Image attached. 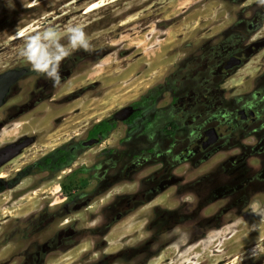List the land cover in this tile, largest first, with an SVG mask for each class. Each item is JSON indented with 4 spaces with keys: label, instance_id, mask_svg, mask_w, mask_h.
Listing matches in <instances>:
<instances>
[{
    "label": "rangeland",
    "instance_id": "374dc122",
    "mask_svg": "<svg viewBox=\"0 0 264 264\" xmlns=\"http://www.w3.org/2000/svg\"><path fill=\"white\" fill-rule=\"evenodd\" d=\"M219 35L244 57L229 77ZM13 68L0 147L34 141L0 169V264H264L263 120L237 115L264 111V0H0V73ZM134 104L133 122L115 117ZM106 118L102 143L32 166ZM211 125L220 146L192 145Z\"/></svg>",
    "mask_w": 264,
    "mask_h": 264
},
{
    "label": "flooded vegetation",
    "instance_id": "af4514ba",
    "mask_svg": "<svg viewBox=\"0 0 264 264\" xmlns=\"http://www.w3.org/2000/svg\"><path fill=\"white\" fill-rule=\"evenodd\" d=\"M257 18V16H253L252 19L246 21L247 22V27L249 25V28H250V25H252L253 23L255 25H257L255 28L253 29H247L246 27L244 28L245 29V32L243 31V29H233L231 28V33L233 35H238L237 32H242L244 33V38L241 39V43L242 41H244V46L247 45V44H250V38L253 37L254 33H256L258 31L259 28H262L263 26V19L261 20L260 23H256V21H254V19ZM235 35V36H236ZM222 36H218L217 38H215L216 40L214 41L215 42V45H216V48L220 49V47H227L228 49L226 50V53L224 55V57L220 58V60H218L220 64H224V69H223V73H224V77H229L231 74V72L237 67V66H240L244 63V57L239 55L237 56L236 53H235V50H236V42H232L230 44H226L225 42V39H222L221 38ZM242 49V48H241ZM232 63H235V64H232ZM16 71H22V73H20L18 75V77L16 78V80L10 85L7 93H6V96L4 98V103L3 105L7 102V100L12 97L15 93H16V90H17V84L18 82L20 81V79L25 75V70H21V69H8V70H5L3 72L0 73V78L5 74V73H9V77L12 78L15 74ZM258 80V81H257ZM50 83H53L54 80H50L49 81ZM173 83V82H171ZM255 83V82H254ZM256 84L258 85H261V86H264V68H263V71H262V75L260 76L259 79H256ZM32 89V88H31ZM30 88L28 89V93L30 92V96L33 97V96H37L38 94H40V92L42 93V89H40L39 87L35 86V89H32L31 90ZM27 93V94H28ZM34 98V97H33ZM1 105L0 108L3 106ZM130 106V105H129ZM134 107V112L125 120H121L123 122H133L139 115H141V110H140V107L139 105H131ZM20 106H16L14 107V109H17L19 108ZM18 110H16L17 112ZM237 115L239 117V122L241 123H247L249 125H254L256 124L260 119L263 120L262 121V126L264 127V111H259L257 108L255 107H249V110L247 111V108L244 106V107H241L237 110ZM9 118L12 117V114L10 116H8ZM116 117V116H115ZM170 118V117H169ZM107 119V118H106ZM104 119H101L99 121H97L96 123L102 121ZM109 121V123L111 125L114 126L115 122H114V118L112 119H107ZM119 120V119H118ZM153 122V121H152ZM151 122V124H152ZM92 124V126L87 130L86 134H85V137L83 139H81L79 141L78 144L76 145H73V146H70L68 151H69V155H67L65 153V156L66 158L64 159V162H68L69 159L73 158L76 156V151L78 148L80 147H84V146H88V147H92V145L94 144H100L102 143V141H104L105 138L101 139L100 137L102 136L101 134H103L102 132H99L96 136L95 135H92L91 134V130L92 128L94 127V125L96 124ZM169 130L167 131L169 134V136L173 135V133L176 131L175 130V127L173 126V121L170 120L169 122ZM235 127V123H232L231 124V128ZM230 128V129H231ZM174 131V132H173ZM232 131L230 130V132L228 133L229 136H231L232 134ZM224 136H222V133L220 132V130L215 126V125H211L205 129H203L199 135V141H196L195 143H192V145H195L197 146L198 148H200L201 150H206V149H209L213 146H220V142L222 141V139ZM28 139V137H21L19 138L18 140H15V141H12L10 143H7L5 145H3L2 147H0V150H2L3 148H5L6 146H8L9 144H18V143H22L23 141H26ZM91 145V146H90ZM23 151V150H22ZM7 151H4V152H0V160L6 156V153ZM66 152V151H65ZM102 152H108V150L106 149H102L100 151V153ZM68 156V157H67ZM70 157V158H69ZM13 159V158H12ZM11 160V159H10ZM10 160L2 163L0 165V169L6 165L7 163L10 162ZM39 161L35 162L32 166L34 168L38 167L41 169V165L38 164ZM50 166L47 167V169L49 170ZM20 174H23V171L20 173ZM4 176L2 174H0V182L2 181L1 178H3ZM17 179H18V176H17Z\"/></svg>",
    "mask_w": 264,
    "mask_h": 264
},
{
    "label": "water",
    "instance_id": "95a60500",
    "mask_svg": "<svg viewBox=\"0 0 264 264\" xmlns=\"http://www.w3.org/2000/svg\"><path fill=\"white\" fill-rule=\"evenodd\" d=\"M232 64H235V63H232ZM9 73L8 72L5 73L0 78V106L4 103V98L6 96V93L9 89L10 85L16 80V78L18 77V75L20 73H22V71H16L12 78L9 77ZM134 110L135 109L133 106H131V105L126 106V107H123L120 110H118L115 113V116L119 120H125L134 112ZM33 141H34V138H28L26 141H23L22 143L9 144L8 146H6L2 150H0V152L7 151L6 156L0 160V165L4 162L16 157L17 155H19L22 152V150L25 147H27L28 145L32 144Z\"/></svg>",
    "mask_w": 264,
    "mask_h": 264
},
{
    "label": "trees",
    "instance_id": "16d2710c",
    "mask_svg": "<svg viewBox=\"0 0 264 264\" xmlns=\"http://www.w3.org/2000/svg\"><path fill=\"white\" fill-rule=\"evenodd\" d=\"M113 125L109 123L107 119H104L94 125V127L91 130L92 135H97L99 132H102L101 139L105 138L106 134L112 130ZM57 152V153H55ZM55 152H52L50 155H47L42 161L38 162L39 165H41V168H47L50 166L53 167L55 170L58 166L62 165L64 162V159L66 158L65 153L61 152V148L57 149ZM68 152V151H67ZM62 153L64 155H62ZM67 186L63 184V188H66Z\"/></svg>",
    "mask_w": 264,
    "mask_h": 264
},
{
    "label": "bare ground",
    "instance_id": "6f19581e",
    "mask_svg": "<svg viewBox=\"0 0 264 264\" xmlns=\"http://www.w3.org/2000/svg\"><path fill=\"white\" fill-rule=\"evenodd\" d=\"M99 5H100V4H99L98 2H95V3H93V4H90V6L88 7L87 10H92V9H94L95 7L99 6ZM20 36H21V35L18 34V35L16 36V38H17V37H20ZM81 248H82V247H81ZM79 251H81L80 248L72 249L70 252H68V253L64 256L63 260L66 261L67 263L73 262V261L77 258V255H78ZM229 263H230V262H229ZM62 264H63V263H62Z\"/></svg>",
    "mask_w": 264,
    "mask_h": 264
},
{
    "label": "clouds",
    "instance_id": "9594fccd",
    "mask_svg": "<svg viewBox=\"0 0 264 264\" xmlns=\"http://www.w3.org/2000/svg\"><path fill=\"white\" fill-rule=\"evenodd\" d=\"M81 46L85 49H87L89 47L88 41L86 39V37L84 36V33L81 31ZM54 82H58V77H54Z\"/></svg>",
    "mask_w": 264,
    "mask_h": 264
}]
</instances>
